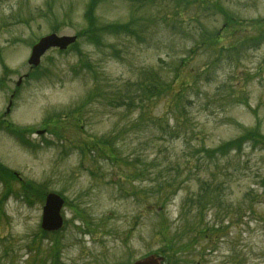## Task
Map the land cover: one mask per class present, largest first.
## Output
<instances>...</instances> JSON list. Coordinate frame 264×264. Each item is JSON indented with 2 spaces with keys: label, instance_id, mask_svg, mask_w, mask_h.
Instances as JSON below:
<instances>
[{
  "label": "rangeland",
  "instance_id": "374dc122",
  "mask_svg": "<svg viewBox=\"0 0 264 264\" xmlns=\"http://www.w3.org/2000/svg\"><path fill=\"white\" fill-rule=\"evenodd\" d=\"M88 2L0 0V166L12 174L0 176V264H132L150 254L163 264H264V151L245 146L208 166L193 153L256 126L264 135V23L255 24L264 0H101L97 23L134 34L109 33L102 46L80 38L31 69L41 37L85 29ZM229 18L220 41L201 47ZM180 63L191 86L175 108L170 96L127 94L150 72L171 83ZM112 137L116 156L88 150ZM201 182L221 190L214 207L193 206ZM42 193L65 199L64 226L45 237Z\"/></svg>",
  "mask_w": 264,
  "mask_h": 264
},
{
  "label": "trees",
  "instance_id": "16d2710c",
  "mask_svg": "<svg viewBox=\"0 0 264 264\" xmlns=\"http://www.w3.org/2000/svg\"><path fill=\"white\" fill-rule=\"evenodd\" d=\"M101 0H89L85 13H84V20L86 22L85 29L80 31L78 33V36L81 38H87L89 42L96 46H102V37L107 34H117L118 32L121 33H131L134 34V31L132 28L129 27V24H99L97 23L98 19L95 18V10L97 8V5L99 4ZM225 15V14H224ZM258 23H264V21H256L255 24ZM235 24V20L232 19H226V23L224 25V28H231ZM224 29L222 28L221 31ZM220 31V32H221ZM258 35L260 34L259 38L264 37V26L257 30ZM257 38V39H259ZM220 39L219 33H215L214 36L210 39H200V46L206 47V42L210 41L211 44H216L218 40ZM77 44H74L73 46H76ZM72 46V47H73ZM229 49H232L230 46ZM227 49V51L229 50ZM184 64L180 63L175 69H174V77L172 79V82L165 81L159 77V75L154 73V75H151L152 72H150L149 76H146L144 80L138 81L134 83L133 85H130L129 87L134 88V90H127V94L129 93H136V91H140L143 95V100H150L153 97H160V96H170L173 99V106L171 109L175 108L178 104V101L181 100L183 93L186 90V87L191 86V84L186 85L185 83L180 82L179 80V72L182 70ZM191 75L198 74L197 71L191 70ZM193 76V77H194ZM176 84V85H175ZM175 85V87H174ZM92 98V94H90ZM88 96V97H89ZM128 96V95H127ZM142 108V105L140 106ZM145 118L143 114L139 116V118L132 124V128H139L142 121H144ZM118 136L115 135V140H117ZM111 139H98L92 142H90V149L88 150H94L98 152V156H102L105 153L100 149V146H105L109 148V151L107 152L110 155L116 156L117 152L115 148L112 145ZM250 145V146H249ZM245 146L251 147V149H258L260 148L261 151H264V135L260 132L258 126L244 130L240 135H238L236 138L228 140L224 142L221 145H218L214 148H204L201 147L200 149L194 150L195 152H200L202 155H199L198 160H201V162H204V166H208L211 162H217L219 159H223L227 157L230 153H241L243 151V148ZM108 156L107 154H105ZM108 158H111L108 156ZM117 158V157H114ZM119 159V158H118ZM0 170L2 173L0 175L2 177H10L12 178V174L9 173V170H4L3 167L0 166ZM5 173V175H4ZM9 178V179H10ZM8 179V178H7ZM263 187H264V179L261 181ZM171 186V185H170ZM212 183H202L201 182V188L197 193L201 194V200H205L207 202H210V204H216L218 202L217 197L215 195L221 194V190H218L216 187H212ZM25 189L30 188L29 185L25 184ZM33 190V189H32ZM162 190V185L158 186V191ZM35 191V190H34ZM37 193L40 195L41 192ZM167 197V196H166ZM211 197L213 199H211ZM198 200V199H197ZM212 202V203H211ZM204 203H202L200 200L197 202V206L199 208L204 207Z\"/></svg>",
  "mask_w": 264,
  "mask_h": 264
},
{
  "label": "water",
  "instance_id": "95a60500",
  "mask_svg": "<svg viewBox=\"0 0 264 264\" xmlns=\"http://www.w3.org/2000/svg\"><path fill=\"white\" fill-rule=\"evenodd\" d=\"M75 37L62 36L57 37L56 35H48L33 46L31 56L28 63L32 66H37L40 61V57L52 47L59 49H66L70 44L75 41ZM62 206V200L55 194H48L46 197L45 206L43 208L42 215V228L47 231L57 230L62 225V218L59 214ZM162 259L151 255L147 258L139 260L134 264H161Z\"/></svg>",
  "mask_w": 264,
  "mask_h": 264
}]
</instances>
